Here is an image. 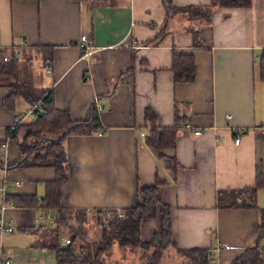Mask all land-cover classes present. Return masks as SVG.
Listing matches in <instances>:
<instances>
[{
    "label": "crops",
    "instance_id": "obj_1",
    "mask_svg": "<svg viewBox=\"0 0 264 264\" xmlns=\"http://www.w3.org/2000/svg\"><path fill=\"white\" fill-rule=\"evenodd\" d=\"M170 1L174 7H209L210 19L166 16L163 0H0V47H16L18 62L43 65L45 80L37 79L44 83L41 92L50 91L53 107L67 110L73 121L88 119L93 100L103 107L97 111L104 132L64 138L68 178L60 187L61 208L89 214L86 218L124 210L135 205L140 188L159 179L176 247L204 248L213 264H231L243 248H264L258 227L264 136L256 129L264 126L259 71L264 0H250L243 8L213 0ZM83 34L91 46L88 53L78 48ZM46 51L51 52L48 63L42 58ZM174 51L193 56L191 81H174ZM8 91L0 84L3 131L31 106L18 96L8 109L3 104ZM146 110L158 127L178 122L174 146L161 154L146 143L151 126ZM17 136L9 142L7 165L18 159ZM3 161L0 186L30 197L29 203L5 210L13 225L3 237L7 256L14 264H56L55 252L44 246L57 215L45 200L55 170L20 165L5 173ZM257 172L263 184L255 197L234 192L254 187ZM157 227L156 219L143 220L141 240ZM113 249L108 259L127 263L128 254Z\"/></svg>",
    "mask_w": 264,
    "mask_h": 264
},
{
    "label": "trees",
    "instance_id": "obj_2",
    "mask_svg": "<svg viewBox=\"0 0 264 264\" xmlns=\"http://www.w3.org/2000/svg\"><path fill=\"white\" fill-rule=\"evenodd\" d=\"M90 1L99 3L104 0ZM163 3L166 16L175 13H185L189 19L203 21H209L210 19L211 10L209 7H174L171 5L170 0H163ZM212 3L214 5L221 4L243 8L250 5V0H213ZM194 45H197L195 34ZM7 50V48L0 47V77H5L6 80L0 81V84H4V86L9 88L7 95L3 99L4 106L12 110L14 100L18 96L24 98L31 104L39 101L42 105L41 112H38L30 122H21L12 131L8 129L11 132V138L16 137L18 131H24L23 137L19 141L18 159L8 165V171L20 165L52 167L55 170L54 179L46 184L45 200L46 206L55 209L57 215L54 221L55 226L51 230L53 234L44 246L55 252L56 264H127L118 260H108L107 256L105 257L108 249L114 246L123 250L140 249L144 253L142 264H160L163 250L167 246H171L181 257H184L186 264H209L211 259L208 251L204 248L180 249L172 242L170 208L161 201L162 182L159 179L153 184L144 186L138 190V198L135 205L124 209V218L113 219L110 222L109 231L102 230L101 242H80L79 244L73 245L72 241L75 240L74 235H71L68 243L61 242L58 229L59 225H61L60 223L63 222L61 213L64 209L59 206L60 187L68 178L67 158L63 147L64 138L67 134L104 132V129L100 127L98 111L93 101L90 104L88 119L73 121L67 110H60L53 107L50 91L43 92L42 95H34L31 84L28 85L25 80H15V77L19 78L18 74H16L18 66L17 56L12 55L10 60L4 61L3 56ZM42 58L44 63L47 61L50 62L51 52L46 51ZM171 69L175 82L191 81L195 73L193 56L191 54H178L174 51L172 53ZM259 71L261 77L264 78V60L260 62ZM146 119L151 123L149 132L146 135L147 145L158 154H161L164 148L173 147L179 128L178 122L176 121L172 126L158 127L155 125V116L149 110H146ZM43 136L57 138L58 141L56 143L47 142L43 144L40 142ZM27 139L29 140L26 144V150L28 152L24 153L25 146L22 143ZM34 139L36 140L35 142ZM36 149L39 151L38 154H34L38 151L33 152ZM262 184V175L260 172H257L254 187L236 190L234 192L238 194L247 192V194L254 195L253 197H255L257 187ZM5 200L13 205H23L30 202V197L27 198L7 192ZM158 204L159 210L157 214L156 205ZM253 204H245V206H254ZM160 207H163L164 210L160 209ZM100 213L102 211H97L96 214L98 215ZM83 216L84 213L79 217L82 218L80 220H83ZM155 216L158 218L157 231H153L147 241L141 240L140 224L143 220ZM258 217V227L261 232H264V206L259 208ZM160 235L166 236L168 241L163 242ZM62 244H65V247H62ZM231 264H264V248L258 245L243 248Z\"/></svg>",
    "mask_w": 264,
    "mask_h": 264
},
{
    "label": "rangeland",
    "instance_id": "obj_3",
    "mask_svg": "<svg viewBox=\"0 0 264 264\" xmlns=\"http://www.w3.org/2000/svg\"><path fill=\"white\" fill-rule=\"evenodd\" d=\"M19 56V53L17 55V58ZM39 63V62H38ZM40 64V63H39ZM17 70H16V74H18L19 78L15 77V80H25L27 81L28 85L31 84L32 86V93L34 95H42V90H40V87H42L44 85V83L38 82L37 79L38 77L42 80H45L44 75H43V65L37 68L36 64H32L30 60H20V62L17 63ZM36 77V78H35ZM35 78V79H34ZM0 81H6L5 77L1 78L0 77ZM12 81V80H11ZM22 82V81H21ZM41 92V93H40ZM35 103V102H34ZM40 103V102H39ZM29 118H31L29 116ZM20 134V135H18ZM18 140L21 141V138L23 137L24 131L20 130L18 131ZM21 136V137H20ZM25 142L22 143L23 146H25V151L24 153L28 152L26 150V144L27 142H29V140H24ZM36 140L34 139V142ZM30 146V144H29ZM28 148V147H27ZM38 150L36 149L33 152H37ZM39 151L37 153L34 154H38ZM141 196V195H140ZM141 198V197H140ZM157 209H156V213L158 214V210H159V204L156 205ZM160 209L164 210L163 207H160ZM124 214L125 211L123 210ZM83 212L81 211H73V210H63L61 213V216L63 218V222L60 223L61 225H59V229L58 232L61 235V241L63 243H65V240L68 238L70 239L71 235H74L75 240L72 241V244H79L80 242H101V233L102 230L105 231H109V229L107 227H100L98 226L99 222H100V218L102 213L100 214H96V218L95 216H89V218H86V216H88L86 213H84L83 218H86L85 220H81L82 218H79L81 216ZM94 214V215H95ZM148 219V218H147ZM151 219H156L157 223H158V218L157 216L152 217ZM154 231H157L154 230ZM47 236H45L44 240L51 238L52 236V231H48L47 232ZM150 238V236L148 237ZM160 238L163 239V242H167V237L160 235ZM47 240V241H48ZM146 241V240H144ZM113 248H117V247H112L109 248L108 251L105 254V257L110 253H112L111 251H113ZM121 250L122 254H128V261L127 264H142V258L144 253L140 251V249H135V250H123V249H119ZM120 252V251H118ZM124 252V253H123ZM113 255V254H112ZM111 255V258H112ZM110 257V256H109ZM108 258V257H107ZM126 258V257H124ZM110 260V259H108ZM160 264H186V260L184 257H181L171 246H167L164 250H163V256L161 258V262Z\"/></svg>",
    "mask_w": 264,
    "mask_h": 264
},
{
    "label": "built area",
    "instance_id": "obj_4",
    "mask_svg": "<svg viewBox=\"0 0 264 264\" xmlns=\"http://www.w3.org/2000/svg\"><path fill=\"white\" fill-rule=\"evenodd\" d=\"M126 45V44H125ZM90 45L89 42L87 40L86 35H81L80 36V40L78 42V48H80L83 52H87L90 49ZM88 53V52H87ZM85 54V53H84ZM17 56L18 55V49L16 47L11 46L10 48H8V50L6 51V53L3 56V60L4 61H8L11 59V56ZM48 71V69H47ZM94 104L95 101L93 100ZM97 110L100 111L103 107L100 105H97ZM42 110V105L41 103H39V101H37L34 104H31V106H29V108L24 112V113H20L18 115V118L16 120V123L14 126H12L10 129L11 131L21 122H24L25 118H28L29 116L31 118H34L36 116V114L38 112H41ZM226 118L230 117V114H226L225 116ZM9 129V130H10ZM256 129L264 136V126H256ZM9 130L7 129L6 131H3L2 129H0V158L2 160H4V172L8 173V165H7V154H8V149H9V142L11 140V132H9ZM200 131H194V134H199ZM143 135V133H141ZM240 138L239 136H236L234 138V143L238 144ZM6 162V163H5ZM10 165V164H9ZM6 194H7V186L6 184H2V186H0V264H14L9 256H7V250L5 249L4 245H3V237L6 234H9L13 231V225L11 224V221L5 216V210L6 208L11 205L10 202H7L5 200L6 198ZM125 214L123 212V210L121 209H116V210H107L105 212L102 213L101 218H100V222L98 224L99 228L100 227H107L108 229L110 228V222L113 219H122L124 218ZM38 217H42L41 215L38 214ZM48 217V216H47ZM49 218V217H48ZM69 242V239L67 238L65 240V244ZM209 264H213V260L211 259L209 261Z\"/></svg>",
    "mask_w": 264,
    "mask_h": 264
},
{
    "label": "water",
    "instance_id": "obj_5",
    "mask_svg": "<svg viewBox=\"0 0 264 264\" xmlns=\"http://www.w3.org/2000/svg\"><path fill=\"white\" fill-rule=\"evenodd\" d=\"M48 63V62H47ZM58 140L57 138H51V137H46V136H43L41 139H40V142L45 144L47 142H50V143H56ZM62 247H65V244H62Z\"/></svg>",
    "mask_w": 264,
    "mask_h": 264
}]
</instances>
